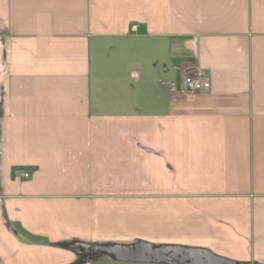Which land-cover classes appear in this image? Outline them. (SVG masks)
<instances>
[{
	"label": "crops",
	"instance_id": "crops-1",
	"mask_svg": "<svg viewBox=\"0 0 264 264\" xmlns=\"http://www.w3.org/2000/svg\"><path fill=\"white\" fill-rule=\"evenodd\" d=\"M136 241L264 264V0H0V264Z\"/></svg>",
	"mask_w": 264,
	"mask_h": 264
},
{
	"label": "water",
	"instance_id": "water-1",
	"mask_svg": "<svg viewBox=\"0 0 264 264\" xmlns=\"http://www.w3.org/2000/svg\"><path fill=\"white\" fill-rule=\"evenodd\" d=\"M69 250L73 251L78 257L87 256L80 260L81 264L89 263L91 253L98 256L106 255L113 261L119 263L137 264H245L238 263L202 248H191L180 245H159L155 246L145 241L125 245L120 243L109 244H87L72 243L67 244ZM87 249L84 251L82 249ZM92 250V251H91Z\"/></svg>",
	"mask_w": 264,
	"mask_h": 264
},
{
	"label": "built area",
	"instance_id": "built-area-1",
	"mask_svg": "<svg viewBox=\"0 0 264 264\" xmlns=\"http://www.w3.org/2000/svg\"><path fill=\"white\" fill-rule=\"evenodd\" d=\"M183 90L191 92H199L209 90L211 88L210 80L204 76V73L199 72L193 76H188L181 82Z\"/></svg>",
	"mask_w": 264,
	"mask_h": 264
},
{
	"label": "rangeland",
	"instance_id": "rangeland-1",
	"mask_svg": "<svg viewBox=\"0 0 264 264\" xmlns=\"http://www.w3.org/2000/svg\"><path fill=\"white\" fill-rule=\"evenodd\" d=\"M141 48V47H140ZM139 50V49H138ZM143 50H145V49H143ZM143 50H140V51H138L137 52V54H139V58H137V62L136 63H138V67H137V69H138V71H141V73L143 74V68H144V56H143V54H144V51ZM140 54H142V55H140ZM128 55H125L124 57H127ZM124 57H122L121 58V63H122V59L124 58ZM121 71H124V74H127L128 73V71L130 70V68L128 69L127 67L125 68V65L123 66L122 64H121ZM144 75V74H143ZM144 77H145V75H144ZM142 84V82L140 83V85ZM87 256H85V255H82V256H80L79 257V259L80 260H84L85 258H86ZM90 258H92V259H95V260H98V258L99 259H111L110 257H108V256H106V255H102V256H98L97 254H94V253H91V256H90ZM111 263V261L110 260H107L106 262H105V264H110Z\"/></svg>",
	"mask_w": 264,
	"mask_h": 264
},
{
	"label": "trees",
	"instance_id": "trees-1",
	"mask_svg": "<svg viewBox=\"0 0 264 264\" xmlns=\"http://www.w3.org/2000/svg\"><path fill=\"white\" fill-rule=\"evenodd\" d=\"M60 246H64V247H67L68 245L67 244H60ZM74 264H81V261L78 260L77 262H75Z\"/></svg>",
	"mask_w": 264,
	"mask_h": 264
},
{
	"label": "flooded vegetation",
	"instance_id": "flooded-vegetation-1",
	"mask_svg": "<svg viewBox=\"0 0 264 264\" xmlns=\"http://www.w3.org/2000/svg\"><path fill=\"white\" fill-rule=\"evenodd\" d=\"M88 249H89V248H87V249H84V248H83L82 250H83V252H84V251H87ZM91 251H92V250H91ZM92 253H93V252H92Z\"/></svg>",
	"mask_w": 264,
	"mask_h": 264
}]
</instances>
